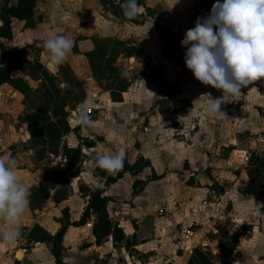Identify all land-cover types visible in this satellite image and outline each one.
<instances>
[{
	"label": "rangeland",
	"instance_id": "rangeland-1",
	"mask_svg": "<svg viewBox=\"0 0 264 264\" xmlns=\"http://www.w3.org/2000/svg\"><path fill=\"white\" fill-rule=\"evenodd\" d=\"M4 1L0 0V4ZM7 1L9 4L16 2ZM199 1L144 0L145 8L141 7L137 23L134 24L114 17L108 6L103 7L99 0L86 2L81 5L82 8L74 0H39L34 13L39 21L33 28L26 27L24 22L12 20V37L3 40V44L10 50L24 51V58L31 67L24 73L14 71L12 77L21 78L29 89L27 91L25 87H20L24 91L21 93L12 90L19 93L18 101L23 100L22 113L13 117L3 111L0 120L8 114V122L12 125H26L24 121L34 116L37 108L47 104L53 108L55 102L63 104L68 118L78 110L81 112V105H86L89 122H72L71 128H79L78 133L64 136L61 143L71 147L85 142L95 145L92 149L82 147L85 152H81L79 176H69L65 189L59 193L65 198L54 202L52 196L59 189L60 182L54 172L65 163L62 151L58 156H46L40 160L37 150L29 141L8 144L0 138V155H8L17 161V175L31 191L29 207L21 220L22 236L9 245L11 249H16L15 264H54L52 245L29 241L28 230L36 225L42 228V225L47 228L42 229L51 234L76 222L86 205L88 191L94 188L102 190L104 184V178L95 166L96 154L109 148L115 153L127 144L130 145L129 149L136 147L138 151L142 146L145 155L153 156L157 162L154 173L150 170L147 176H133L131 172L135 170L134 167L149 165L141 158L143 154L140 151L134 153V158L139 161L127 168L133 182L136 181L132 183L133 192L141 188L137 177L151 181L155 175H161L164 181L154 184L155 188L167 190L172 186L176 193L180 190L182 193L188 187L193 189L194 198L206 197L209 201L207 206L199 208L191 216L187 215L188 222L184 226L185 229L198 230L200 219L210 221L214 232L209 229L207 233L209 243H194L200 246H194L183 254L179 252L178 255L184 258V262L179 264H199L195 259L190 262L196 249L202 252L209 264H256L257 258L259 264H264V173L253 179V186L249 190L254 198L250 201L251 205L234 204L238 200L237 194L244 190L246 180L243 176L252 154H257L264 162V105L245 106L239 97H230V102L224 106L229 118L219 120L203 113L201 119L197 115L199 109L205 111L210 101L208 94L213 98L222 94L211 86L201 84L194 76L187 79V74L183 72L186 70V48L181 46L182 37L195 26L198 17L209 15L208 6H195ZM215 2L210 1V8ZM56 35L73 39L74 47L64 64L49 68L43 43ZM87 54L91 55L90 60ZM76 58L84 59L89 80L76 72ZM52 86L58 93H54ZM168 86L176 88L178 94L174 96L175 100L184 98L182 100L187 101L182 114L178 116L173 113L176 108L174 99L165 96ZM257 86L260 95L264 96V80L257 81ZM121 88L125 89L122 94L119 93ZM3 93L10 96L11 90ZM119 94L122 101L113 102L111 96ZM232 105L240 112L237 117L229 112ZM3 124L0 123V128ZM91 134L95 135V141ZM6 137L11 139L8 135ZM158 146L167 148L161 154L173 151V155L174 152L179 155L170 159V162H174L170 168L166 164L163 166L162 155L157 156L159 150L155 148ZM236 151L246 154V159L239 158ZM179 164L182 165L178 167L180 172L177 171ZM166 175L174 178L173 181L165 180ZM246 184L249 186L248 182ZM50 186L55 189L48 190ZM210 188L217 195L214 199L207 192ZM120 191L123 192L122 188ZM166 200L161 203V206L166 205L165 211L164 208L159 211L166 214L165 221L157 220L153 212L155 207H150L149 213L141 218L138 239H129L124 248L115 246L112 255L119 264L123 261L120 254L125 251L132 264H157L154 261L158 258L164 264L169 262L167 260H174L171 250L176 246L178 235L185 229L175 233V228L169 223L176 227L181 225L178 220L183 215L177 212L176 207L182 206H179L180 198L173 199L176 203L174 207L171 199L167 197ZM124 201V204L132 202L129 198ZM218 206L216 217L211 219L209 214ZM113 210L114 206L107 204L108 218ZM127 210L128 207L122 206L121 211L117 212L130 217ZM247 210H250L249 216L243 214ZM94 222L95 215L91 213L86 224ZM164 233L167 234L166 238L160 244L159 237ZM248 233L252 234L249 244L239 248ZM83 234H87V229L83 230ZM139 243L144 246L136 247ZM231 243L234 244L233 248L229 246Z\"/></svg>",
	"mask_w": 264,
	"mask_h": 264
},
{
	"label": "clouds",
	"instance_id": "clouds-1",
	"mask_svg": "<svg viewBox=\"0 0 264 264\" xmlns=\"http://www.w3.org/2000/svg\"><path fill=\"white\" fill-rule=\"evenodd\" d=\"M123 15L135 19L141 11L138 0H122ZM181 46L186 48L185 65L194 78L205 86L221 91L205 111L211 118H229L224 110L230 97L264 80V0H216L205 18L198 17L193 28L184 33ZM74 47L73 39L56 35L43 43L53 67L64 64ZM81 116L89 122L86 105ZM125 149L115 154L98 152L95 166L115 174L123 168ZM17 161L0 155V243L11 245L22 236L21 220L30 204V188L16 172Z\"/></svg>",
	"mask_w": 264,
	"mask_h": 264
},
{
	"label": "crops",
	"instance_id": "crops-1",
	"mask_svg": "<svg viewBox=\"0 0 264 264\" xmlns=\"http://www.w3.org/2000/svg\"><path fill=\"white\" fill-rule=\"evenodd\" d=\"M64 1H67V0H64ZM90 1H92V0H74V2L77 3V5H79L81 8H82L81 5L85 4L86 2H90ZM113 2H115V1H113ZM44 19L45 18H43V20ZM79 31H80V29H79ZM13 51H17V50H13ZM78 56L83 57L82 55L81 56L78 55ZM75 69H76V72L78 71L77 73H79V75H82V77L89 80V78H90L89 77V70L87 68L85 61H80V62L76 61L75 62ZM79 70H81V71H79ZM186 74H187V76H185V77H187V79H189V77H191V76L193 77V75L190 72H188ZM88 82H90V81H88ZM258 86H257V82H254L253 85L248 86L249 90L248 89L246 90L245 88H243L241 90L242 94L238 97L240 98V100L242 101V103L245 106L253 105L255 107H259V106L263 107L264 96L260 95ZM9 90H11L10 96L5 95L3 93L5 91H9ZM12 90L14 91L15 89L11 88L7 84H4L0 87V113H2L4 111L5 113H9V115L11 114L13 117H15V116H19L22 113L23 100L18 101L17 97H18L19 93L12 92ZM213 90H215V88ZM243 90H244V92H243ZM218 91H220V90H218ZM90 92H93V91H90ZM182 99H184V98H181L180 100H182ZM184 101H186V100H184ZM237 102L235 105L238 104ZM261 103H262V105H261ZM182 111L178 114H175L173 112L175 114L174 116H178V115L182 114ZM229 112H231V115H236V117L238 115H240V112L236 110L234 105H232L230 107ZM203 113H207V112L204 111V109H199L197 111V115L199 117H201V119L204 116ZM7 115L8 114H6V116H2V119L0 120V123H2V124L4 123L3 126L0 128V138H2V140H4V142H6L8 144H12L14 142L26 143L27 141H29V134H28V130H27V125H25V124L12 125L11 123L8 122L9 117ZM90 125H92V123ZM89 131L92 132L91 130H89ZM147 131H148V129H147ZM26 134L28 135L27 138L25 136ZM7 135L11 139H8V137H6ZM94 136H95L94 134H91V137L93 138V140H94ZM177 145H178V143H177ZM129 146H130L129 144H127L125 147L123 146V148L125 149V153H127V155L125 154L124 162H123V167L126 169L121 172L122 173L121 177L116 178L114 183H111L110 185H105L106 178L102 177L101 174L99 173V171H97L100 174V176L102 178H104V184H103L102 190H100V191H102L103 196L108 198V200H109L107 202L108 206L109 207L111 205L114 206V210L112 211V214L109 216L108 219L111 223H113L112 225L115 226L120 231H121V228L123 227L122 229L125 231V234L121 231L122 235H123V239L121 240V242L116 243L113 241L112 236H108L100 244H97L94 236L92 235L93 224H85L82 227H75V226L69 225L66 228V231L62 237V242H61L60 259H61L63 264H119V262L115 258V255H112V251L116 248L115 246L118 245V246H122V248H124L125 243L129 239H132L133 237L135 239H138V236L141 232L140 228L142 227L141 218L145 216L143 214L149 213L150 207H155L153 212L155 211L154 216L156 218H158L157 220H164L166 217L165 216L166 214H164V212H163V215L161 217H158V213L163 208L165 211L166 205L161 206L162 205L161 203H164L165 201H167L166 200L167 197H168V200L169 199L172 200L171 205H173V207H174V205H176V203L174 202L173 199H179L180 198V200H181L179 202V206H182V207L181 208L176 207L177 212L183 215V218L179 217L180 219L178 220L181 225L179 227H176V226H174L173 223H169V225L171 227L175 228V230H176L175 233L181 232L182 230L185 229L184 226H186V224L188 222L186 220L187 215L191 216L199 208L205 207L202 205V202L207 201L206 197L199 198V199L194 198L193 195H195V194H193V191H192L193 189H190L188 187L184 188L182 193H181V190L178 193H176L175 190L172 188V186L170 187V189H167V190H164V189L159 190V189L155 188L156 186L154 184L164 181V177H162L161 175L160 176L155 175L156 178L153 177L151 179V181H146L144 179V177H142V178L137 177V181L141 183V188L139 190H137V192L135 194H133L132 187H133V184L135 181L133 182V180L131 179L132 175H131V173H129L127 168H129L131 165L137 164V162L139 161L136 158H134V156H133L134 153L135 152L139 153V151H140V154H143V156H141V158L145 162L147 161L149 163V165H145V166L141 167L140 171L135 176H139V175L147 176V173H149L150 170L152 173H154V171L157 170L155 168L156 166H154V165H157L156 164L157 162H156L155 158L153 159V156H151V155L146 156L145 155V151H143L142 146H141V149L139 151L137 150L136 147L129 149ZM93 147H91V148H85L84 147V148L85 149H92ZM155 149L159 150V154L157 156L162 155L160 158L162 160L163 166L166 164V166L168 168H170L171 165L174 163V162H172V160L170 162V159H173L175 156L176 157L179 156L175 152H174V155H175L174 156L172 154L173 153L172 150H171L172 153L161 154L163 150L167 149L165 147L160 148L158 146ZM110 150H111L110 148L108 150H104L103 153L115 154L120 149H118L115 153H114V151H112V150L110 151ZM187 152L189 153L188 150H187ZM235 153L236 154L238 153L240 155L239 158H241V159L244 158L243 152L236 151ZM188 156L190 157L189 154H188ZM179 166H182V165L181 164L177 165V171L178 172H180V169L178 168ZM117 173L118 172H116L115 174H109L107 172V175L114 178L117 176ZM166 174H168V173H166ZM128 176H129V179H128ZM67 178H70L69 175H67ZM168 178H169L168 175H166L165 180H167L168 182H171L174 179V178H169V179ZM243 179L246 180V181H244V185H243L244 190L241 191V194L240 193L237 194L236 199H238V200H237V203L236 202L234 203L235 206L238 204L251 205L250 201H252V199H254L253 195L249 192L250 188L253 186L252 185L253 181H251L248 178L247 172L244 174ZM246 182H248L249 186H247ZM218 185L221 186V184H218ZM121 188H122L123 192L120 191ZM94 190H99V189L94 188ZM94 190H92V191H94ZM207 192L210 194L212 199L217 197V195L213 189L210 188V189H208ZM256 197H257V195H256ZM127 198H129V200L131 199L132 202L128 203V204H124L126 202L124 200H127ZM195 200H196V202H193ZM87 201H88V196H87ZM208 202L209 201H207V203ZM86 204H87V202H86ZM122 206L128 207L127 211L131 214L130 217H124L118 213L121 211ZM219 206H220V204H219ZM219 206L215 207V209L209 214L210 215L209 217L211 219H213V216L216 217L215 213L219 209ZM106 207H107V205H106ZM243 214L245 216H249L250 210H247V212L243 213ZM119 217L124 218V222L120 225L121 228H120V226H117V223L115 222L117 220V218H119ZM39 225H41V224H39ZM198 225H200V227H204V228L207 227L206 225H210V227H208V229H207V233H208L209 229H210V231L214 232L213 231L214 229L212 227V223H210V221H206V219H203V218L200 219V221L198 222ZM41 227L45 228V226H42V225H41ZM85 227L87 229V234H82L80 232V229L85 228ZM45 229H47V228H45ZM129 229H133L134 233L130 234ZM186 230H188V228L185 229V231ZM57 231H58V229H57ZM70 231H71V235L68 236ZM185 231L181 232L178 235L177 239L179 237H181ZM56 232H54V233H56ZM54 233H51V235H54ZM166 235L167 234L164 233V236L162 234L159 237L158 242L160 244H162L163 240L166 238ZM201 235H202L201 233L200 234L198 233L196 235L197 237L193 239L192 245H189L191 248H187V250L179 251L177 249V247L175 246V248H173L171 250V255L173 256L174 260H172L170 258L171 260H167L169 262H167V263L165 262V264L182 263V262H184V260H183L184 258H183V256L178 255L179 252H182V254H183V253H185V251H191L194 248V246L198 247L200 245H203L202 241H205L206 242L205 244L209 243L208 239H207V234L205 235V237H200ZM251 235H252L251 233H248L243 238L239 248H244L249 244V241H250L249 238L251 237ZM195 239H196V242H194ZM149 243H151V242H149ZM194 243H200V245L194 244ZM143 246H144L143 243H139L138 246H136V247H143ZM120 256H122V258H123L122 264H132L131 259L128 255V253H126V251L123 254H120ZM158 259H157V261H154V262H157V264H158V262L164 264V262H161V260L160 259L158 260ZM154 262H151V263H154ZM255 262H256V264H259L258 258ZM148 264H150V263H148Z\"/></svg>",
	"mask_w": 264,
	"mask_h": 264
},
{
	"label": "trees",
	"instance_id": "trees-1",
	"mask_svg": "<svg viewBox=\"0 0 264 264\" xmlns=\"http://www.w3.org/2000/svg\"><path fill=\"white\" fill-rule=\"evenodd\" d=\"M39 0H16L15 4H9L6 0L0 4V87L4 84L10 85L18 92H24L20 90V87H25L28 91V87L25 86L22 82L21 78H13L12 73L14 71H20L22 73L26 72L30 64L24 58V51L22 49L13 51L6 48L3 44V40H10L12 37V20H17L20 22H24L26 27L33 28L39 20H36L34 17L35 9ZM102 2V6H108V10L110 13L118 18L121 21H129L134 24L137 23V19L129 20L123 15V11L120 7V3L122 0H118L117 2H113L112 0H99ZM144 0H138V3L141 7H144ZM211 0H200L196 3L197 7H206L210 13L211 9L209 5ZM145 8V7H144ZM184 37V35H183ZM182 37V39H183ZM90 54H87L86 57L90 60ZM76 61H84L82 58H76ZM184 69V67H183ZM185 74L192 72L187 69L183 71ZM193 75V74H192ZM54 93L57 92L54 86L51 87ZM166 97H171L174 99V96L178 94L176 88L174 86H168L165 89ZM125 89L121 88L119 93H124ZM58 93V92H57ZM121 94L119 96L112 95L111 100L113 102H121ZM50 101H54L51 99ZM49 101V103H50ZM48 103V102H47ZM187 102L184 100H173V104L176 107L174 109V113L178 114L184 109V105ZM50 104L42 105L37 108L34 116H32L29 120L24 121L27 125V130L29 134V142L31 146H33L37 150V156L40 160L44 159L46 156H58L60 151H62V155L64 157L65 163L61 168L54 172L55 178L60 181L59 189L54 191L52 196L54 202L62 201L65 198V195H60V191L62 192L67 185V175L76 178L80 174V165L82 162L81 155V147L91 148L94 146L92 142H85L84 144L70 147L68 145H62L61 141L64 136L72 132L79 131V128L72 129L67 124V113L63 110V104H57L56 102L53 104V108L49 107ZM28 135L26 134V138ZM252 154L251 158L248 162L247 167V176L253 181V179L264 173V162L260 160L258 156H254ZM143 167V166H142ZM99 173L102 177H105V185H110L114 183L116 178L121 177L122 171L126 168H122L118 171L116 177H111L107 175V171L100 169L97 167ZM132 175L135 176L139 171L140 167H134ZM138 182V181H137ZM136 181L134 182V184ZM54 186H50L48 190H54ZM136 192H133L135 194ZM108 198L102 195V191L94 190L88 191V201L86 206L83 209V212L80 218L76 222H72L71 226L82 227L86 224L87 219L91 216V213L95 215V222L92 227V235L95 238L97 244H100L104 239L108 236H112L114 242L119 243L123 239L122 232L117 229L108 219V215L106 212V205L108 202ZM244 227V225L242 226ZM66 226L64 228L59 229L54 235L49 234L44 231L39 226H34L30 230H28V240L34 243H48L52 245V256L54 259V264H63L60 259L61 254V242L62 237L66 231ZM85 228H81L80 232L83 234V230ZM71 235V231L68 236ZM229 246L233 248V243ZM230 248V249H232ZM197 260L199 264H209L206 257L202 254V252L196 249L193 252L191 257L192 260Z\"/></svg>",
	"mask_w": 264,
	"mask_h": 264
},
{
	"label": "built area",
	"instance_id": "built-area-1",
	"mask_svg": "<svg viewBox=\"0 0 264 264\" xmlns=\"http://www.w3.org/2000/svg\"><path fill=\"white\" fill-rule=\"evenodd\" d=\"M82 120H84L81 116V112L80 110L74 112L73 114L70 115V117H68L66 119L68 126L72 125V122H76L79 121L81 122ZM84 148V147H83ZM81 147V152L84 153L85 152V148L83 149ZM242 159H246V154H244V158ZM207 201L202 202L203 206H207ZM163 215L162 212L158 213V217H161ZM117 223V226H120L123 222H124V218L119 217L117 218V220L115 221ZM207 227H200L198 230H186L181 237H179L176 240V246L177 249L179 251H184L185 249L188 248V245H192L193 239L196 238L197 234L201 233L202 235L200 237H205V235L207 234V229L208 227H210V225H206ZM121 228V226H120ZM123 228V227H122ZM121 228V231L125 234V231ZM129 233L132 234L134 233L133 229H129ZM191 248V247H190ZM16 249H11V246L6 245V244H2L0 243V264H7V262H9V264H15V259L16 258Z\"/></svg>",
	"mask_w": 264,
	"mask_h": 264
},
{
	"label": "water",
	"instance_id": "water-1",
	"mask_svg": "<svg viewBox=\"0 0 264 264\" xmlns=\"http://www.w3.org/2000/svg\"><path fill=\"white\" fill-rule=\"evenodd\" d=\"M48 66H49V68H53V66H51L49 63H48Z\"/></svg>",
	"mask_w": 264,
	"mask_h": 264
},
{
	"label": "bare ground",
	"instance_id": "bare-ground-1",
	"mask_svg": "<svg viewBox=\"0 0 264 264\" xmlns=\"http://www.w3.org/2000/svg\"><path fill=\"white\" fill-rule=\"evenodd\" d=\"M194 242H196V240L194 241ZM189 246V245H188ZM190 248V247H189Z\"/></svg>",
	"mask_w": 264,
	"mask_h": 264
}]
</instances>
